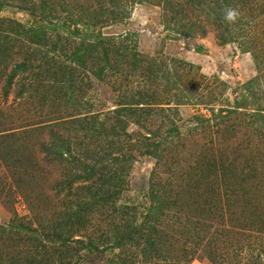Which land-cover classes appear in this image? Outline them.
Here are the masks:
<instances>
[{"label":"rangeland","instance_id":"rangeland-1","mask_svg":"<svg viewBox=\"0 0 264 264\" xmlns=\"http://www.w3.org/2000/svg\"><path fill=\"white\" fill-rule=\"evenodd\" d=\"M0 264H264V0H0Z\"/></svg>","mask_w":264,"mask_h":264},{"label":"clouds","instance_id":"clouds-1","mask_svg":"<svg viewBox=\"0 0 264 264\" xmlns=\"http://www.w3.org/2000/svg\"><path fill=\"white\" fill-rule=\"evenodd\" d=\"M236 16V13L234 11H228L226 19L233 20Z\"/></svg>","mask_w":264,"mask_h":264},{"label":"trees","instance_id":"trees-1","mask_svg":"<svg viewBox=\"0 0 264 264\" xmlns=\"http://www.w3.org/2000/svg\"><path fill=\"white\" fill-rule=\"evenodd\" d=\"M80 214H81V212H78V213L76 214V216H77L78 218H80ZM14 229L17 231V228H15V227H14V228L11 227L10 231H12V230H14ZM15 230H14V231H15ZM33 235H35V234H33Z\"/></svg>","mask_w":264,"mask_h":264}]
</instances>
